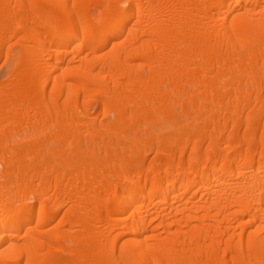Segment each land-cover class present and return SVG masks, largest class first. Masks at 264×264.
Returning <instances> with one entry per match:
<instances>
[{
    "label": "bare ground",
    "instance_id": "obj_1",
    "mask_svg": "<svg viewBox=\"0 0 264 264\" xmlns=\"http://www.w3.org/2000/svg\"><path fill=\"white\" fill-rule=\"evenodd\" d=\"M0 264H264V0H0Z\"/></svg>",
    "mask_w": 264,
    "mask_h": 264
},
{
    "label": "rangeland",
    "instance_id": "obj_2",
    "mask_svg": "<svg viewBox=\"0 0 264 264\" xmlns=\"http://www.w3.org/2000/svg\"><path fill=\"white\" fill-rule=\"evenodd\" d=\"M2 178L4 179V177H2V176H1V178H0V179L2 180Z\"/></svg>",
    "mask_w": 264,
    "mask_h": 264
}]
</instances>
